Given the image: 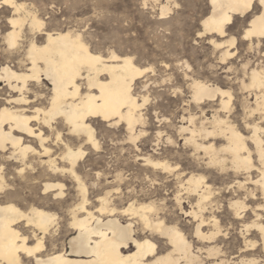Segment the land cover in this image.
<instances>
[{"label": "bare ground", "instance_id": "bare-ground-1", "mask_svg": "<svg viewBox=\"0 0 264 264\" xmlns=\"http://www.w3.org/2000/svg\"><path fill=\"white\" fill-rule=\"evenodd\" d=\"M154 1L161 18L179 5ZM207 1L198 35L217 51L231 85L185 72L188 103L202 116H184L187 124L177 129L192 155L204 151L208 166L226 169L229 162L244 176L234 180L244 193L228 196L243 245L230 254L222 246L229 243L231 229L217 215L221 191L206 174L186 173L178 163L149 153L140 154L139 161L163 173L177 172L174 200L194 219L198 245L177 222L168 221L163 203L135 199L117 207L113 193L120 187H108L119 185L121 173L111 180L94 171L91 185L100 186L103 177L107 188L92 200L84 174L95 167L87 160L90 150L102 148L96 126L124 125L140 149L149 95L137 86L147 90L143 78L152 67L138 65L127 53L95 51L79 31L47 28L45 18L24 0H0V264H264V203L258 197L259 189L264 197V0ZM237 22L239 34L232 31ZM185 66L191 69L188 62ZM235 101L243 108L244 128L231 118ZM214 105L209 117L205 108ZM162 136L158 130L156 145ZM167 140L173 142L171 136ZM68 181L75 195L66 209L71 232L62 238L63 218L49 204L67 201ZM184 193L195 196L190 211L184 210ZM159 240L168 245L165 251Z\"/></svg>", "mask_w": 264, "mask_h": 264}, {"label": "rangeland", "instance_id": "rangeland-1", "mask_svg": "<svg viewBox=\"0 0 264 264\" xmlns=\"http://www.w3.org/2000/svg\"><path fill=\"white\" fill-rule=\"evenodd\" d=\"M24 1L45 18L47 28L79 31L95 51L104 54L111 51H115L120 55L127 53L135 57L138 65L152 67L151 71L143 78V81L148 80L147 90L143 87V84L137 86V90L149 95V101L144 108L145 110L143 109L147 119V124L143 128L146 129L147 134L143 135L137 142L140 149H137L129 139L124 125L111 129L105 126H96L102 148L99 152L90 150L89 159L87 158V160H90V163H95V167L93 170L85 171L84 174L90 185L92 200H95V196L107 188L103 177L99 180L100 186L93 187L91 185V182L96 178L94 177V171L102 170L111 180L116 173H121L123 180L118 183L119 185L115 183L108 187L109 189L116 186L120 187L119 193H113L114 203L117 207L126 206L131 200L135 199H138V201L155 200L159 204L163 203V206L168 207L169 212L167 211L166 214L168 221L170 223L177 222L188 238H192L191 240L198 245L199 243L193 235L194 219L181 211L174 200V196L179 189L177 172H174V174L173 172L163 173L161 170L145 165L144 161H139L138 156L149 153L158 158H165L171 163H178L181 170L186 173L194 171L206 174L207 180L211 181L214 190L216 192L221 191L220 197L218 195L217 197L222 201V208L217 212V215L222 223L226 225V228L230 227L229 230L231 229L228 239H226L229 240V243L227 245L223 243L222 246L227 247L229 254L238 251L243 242L237 230L236 219L228 206V201L235 194L234 191H237L238 194L244 193L236 184L237 179H242L244 176L236 174L229 162L226 169L208 166L206 164L208 158L204 151H200L199 155L197 154L198 156L192 155V148L184 144V139L180 137L181 135L177 129L180 124L184 122L187 124V121L183 120L184 116H188L190 113L197 114L199 117L202 116V111L198 109L196 104L191 101L188 103V100L191 99V93L189 94L190 90L187 84L188 79L186 80L184 76L185 72L199 77L202 76L201 78L209 77L226 88L231 85L227 80V73L220 69L221 64L219 63L217 51L209 44L206 37H199L198 35L199 29H201V18L207 12L208 1L176 0L179 5L173 6L171 13L164 18L160 17L159 4L154 0ZM232 31L239 34L242 31L241 24L237 22ZM239 61L240 59L235 60V65H239ZM185 62L191 65V69L186 68ZM228 74L231 77L235 75L232 72ZM212 76L214 77L212 78ZM233 86L236 94H238L237 85L233 84ZM2 87L3 85L0 84V90ZM216 107L217 105L206 107V114L209 117L212 116ZM242 113V106L235 101L231 118H235L234 120L239 123V126L244 128L241 118ZM141 127L139 126V128ZM158 130L163 131V136L160 138L159 145H156ZM244 132L247 133V131ZM168 136L172 137L173 142L167 140ZM135 153H137V156ZM256 163L258 164L257 160ZM248 186L252 187L253 185L248 184ZM67 187L68 199L66 202L52 201L49 204L52 210L59 213L63 218L60 234L62 238L71 232L66 226L68 218L66 209L68 204L74 201L75 195L73 183L68 181ZM231 194L232 196H230ZM163 197L165 198L163 199ZM183 197L185 200L183 203L184 210L190 211L195 196L192 195L188 198V194L184 193ZM258 197L259 203H264V197L260 189ZM33 199L45 204L42 198L33 197ZM69 200L71 201L69 202ZM248 202L254 204L255 200ZM174 212L177 214H174ZM261 212L264 213V211ZM231 221L232 224L235 223V227L230 224ZM159 245L163 251L168 248L164 240H159ZM261 256L264 259V253Z\"/></svg>", "mask_w": 264, "mask_h": 264}]
</instances>
